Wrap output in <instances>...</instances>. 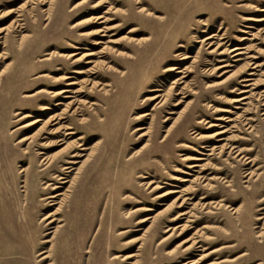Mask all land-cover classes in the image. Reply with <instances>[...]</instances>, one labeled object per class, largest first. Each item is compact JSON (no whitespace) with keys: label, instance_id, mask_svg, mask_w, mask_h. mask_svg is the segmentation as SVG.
I'll list each match as a JSON object with an SVG mask.
<instances>
[{"label":"rangeland","instance_id":"374dc122","mask_svg":"<svg viewBox=\"0 0 264 264\" xmlns=\"http://www.w3.org/2000/svg\"><path fill=\"white\" fill-rule=\"evenodd\" d=\"M135 1L0 0V12L20 10L0 13V53L6 56L0 60V264H180L232 243L241 247L199 264L243 251L249 256L226 264L262 260L264 20L257 18L264 17V0ZM141 5L149 14L138 11ZM96 15H106L105 23L93 22ZM16 17L21 28L6 30ZM97 29L104 31L83 34ZM233 47L240 49L229 51ZM89 52L92 62L84 63ZM184 53L189 57L181 60ZM224 63L230 65L217 67ZM174 66L180 72L166 69ZM68 80L83 91L52 96L68 88ZM58 100L71 106L63 121L76 132L65 138L46 134L56 125L43 123L64 107L54 105ZM35 118L38 123L23 127ZM219 130L225 132L205 137ZM32 134L30 142H18ZM55 139L61 140L44 147ZM75 142L82 145L60 156L83 154L67 164L74 181L59 183L40 160ZM226 142L254 164L234 158L231 147L219 152ZM204 143L215 147L205 150ZM247 169L256 175L244 176ZM170 189L178 192L156 197ZM64 192L58 219L47 224L61 197L50 195ZM179 196L188 198L182 207L180 199L173 202ZM141 206L152 210L133 211ZM180 211L191 212L171 221ZM147 214L151 219L138 222ZM182 223L193 228H175L168 236V226ZM190 236L204 241L205 249L184 252L179 242ZM209 236L218 241L208 242ZM47 252L50 257L42 259ZM125 253L135 255L121 260Z\"/></svg>","mask_w":264,"mask_h":264},{"label":"bare ground","instance_id":"6f19581e","mask_svg":"<svg viewBox=\"0 0 264 264\" xmlns=\"http://www.w3.org/2000/svg\"><path fill=\"white\" fill-rule=\"evenodd\" d=\"M105 2V1H104ZM136 3H139V2H141L140 0H136L135 1ZM99 5V4H98ZM110 7H108V9H109ZM18 12L20 11V10H17ZM17 11H14V10H12V9H8V10H5V11H3V12H0L1 13V15L3 14L4 16H10L12 13H16ZM138 11H147V13L149 14V9L148 8H146L145 6H143V5H141L140 6V8H139V10ZM260 11H263V9H261ZM105 13H108L107 11H105ZM20 14H17L16 16H19ZM98 19H102L101 21H99L98 23L100 24V23H105V21H106V19H107V16L106 15H96V16H94V19H92V20H94L93 22H96ZM257 20L258 21H261V20H264V17H259V18H257ZM87 21H89V18H88V20ZM85 26V25H84ZM16 28V27H20L21 28V23H20V19L19 18H13L12 19V21L7 25V27H6V30H9L10 28ZM108 28H112V26L110 27H108L107 26V29ZM100 29V28H99ZM104 30H95V31H88V32H83V34H97L98 35V33L99 32H103ZM129 31H131V30H129ZM1 32H3V30H1V28H0V33ZM100 36H104V33H102V34H100ZM211 36H206L204 39H207V38H210ZM223 39V38H222ZM95 44H98V43H101L100 42V40L99 39H96V41L94 42ZM228 47V46H227ZM237 49H240V47H233L232 49H230L229 51H235V50H237ZM213 50H210V52H212ZM51 54L53 53V51L52 52H50ZM221 53H224V50H221L220 52H219V54H221ZM239 53H241L240 51H236V52H234L233 53V55H238ZM93 53L92 52H89L88 54H86L85 55V57H88V58H86V60H85V62L84 63H91L92 61L89 59V56H91ZM68 55H70V56H74V55H76V53H70V54H68ZM182 56L180 57V59L181 60H184V59H187L189 56L187 55V54H181ZM6 58V56H5V52H2V53H0V60H2V59H5ZM230 64H228V63H224V64H221V65H219V66H217L218 68H221V67H227V66H229ZM181 66V65H180ZM177 67H169V68H166L167 70L168 69H176ZM82 72H84L83 70H76V72L75 73H82ZM175 72H180V69H176L175 70ZM249 75H251V73H249ZM71 76H64V78L65 79H67V78H70ZM251 79H249V78H246V77H244L243 79H242V81H245V83H244V86H249L250 85V83H249V81H250ZM223 82V80L221 81V82H216V83H213V84H209L208 86H215V85H218V84H220V83H222ZM74 84H76V82L75 81H72V80H68L67 82H66V84L65 85H67L68 86V88H62V89H60L59 91H57V92H55V93H53L52 94V96H54V95H56V94H61V93H69V92H71V93H74V94H77V93H81L83 90H82V88H77V89H74L73 88V85ZM57 89V88H56ZM44 90L42 89V90H38L37 92H43ZM245 91H247V89H241L240 90V92H245ZM152 92V91H151ZM46 93H52L51 91H48V92H46ZM32 95V94H31ZM27 96H30V95H27ZM67 97H70V96H68V94H65V95H63L62 96V98H67ZM156 96H153V97H151L152 99H154ZM244 97L245 96H243V97H240V98H237V99H235L234 101H239V100H242V99H244ZM64 105V107L61 109V111L60 112H58V113H54V114H52V115H50L43 123H47L48 125H53V126H55V127H52L51 129H48V131L46 130V134H49V135H52V136H59L60 134L61 135H63L64 136V138L67 136V135H74L76 132L72 129V127H70L68 124H66V123H64V119L65 118H67V116H65L66 115V111H67V109L69 108L70 109V107H69V103L68 104H66V103H64L63 104V101H60V100H58V101H56V103L54 104V105ZM45 109H47V107L45 106L44 107ZM78 111H80L79 110V107L77 106V107H75L74 109H73V114H77V112ZM222 111H226V110H222ZM19 112H16L15 114H18ZM147 113H144V114H142V116H145ZM28 116V114H23L22 116H21V118H24V117H27ZM216 119H218V120H224L225 118L223 117V116H218ZM249 120L251 119L250 117L248 118ZM217 120V121H218ZM227 120H229V119H227ZM38 121H39V119L38 118H35V119H33V120H31L30 122H27V123H25L24 125H23V127L24 126H31V125H35L36 123H38ZM42 123V124H43ZM250 122H248L247 124H249ZM221 125V123H210L209 124V126H220ZM222 126V125H221ZM220 126V127H221ZM251 127V125H249V128ZM138 129H140V127H138ZM225 132V130H219V131H216L213 135L212 134H209L208 136L206 135L205 137H213V136H219V135H222L223 133ZM34 133H38V131L37 132H34ZM33 135H35V134H32V135H30V136H28V137H21L19 140H18V142H20V141H26V140H29V142L31 141V140H33L36 136H33ZM143 135H145V133L143 132V133H141L140 134V136H143ZM198 137H200V136H198ZM223 139V137H218L217 138V140H222ZM61 139H55V140H50V141H48V140H46V141H44L43 142V145H44V147L46 146V147H48V146H53V145H55L56 143H58L59 141H60ZM77 144V148L79 147V146H81L82 144L81 143H78V142H75L74 144L72 143V144H70V143H66L62 148H60L59 150H57V151H55L54 152V154H51V155H45V156H43L42 158H41V163L43 162L44 164H45V166L42 168V169H48V170H50V169H52V170H54V174L52 175V179H54V178H56V179H59L60 180V182L59 183H65V182H69L70 184H72L73 183V181H74V178H70V179H68V175L66 174V172H68V171H70V169H71V165H67L68 163H71L72 165L74 164V163H76L77 162V159H75V158H77V157H80V156H82L83 154L81 153V152H78V151H76V152H73L71 155H70V157H73L74 159H67V160H60V156L61 155H65V153H66V150L65 149H68L69 147H71V146H73V145H76ZM212 144V143H211ZM210 145H208V144H202L200 147L201 148H203V149H205V150H209V151H212L213 149H214V147L212 146V147H209ZM227 147H231V151L232 152H234V155H233V157L234 158H236V157H238L239 156V159H244V161H245V164H248V163H252V164H254V159H249V157H246L245 155H242L241 156V153L243 152V150H241V149H239V148H237V146L236 145H234V144H229L228 145V143L226 142V143H223V144H221V146H219V152H224L225 151V148H227ZM48 149V148H47ZM84 149H86V148H84V147H82L81 148V150H84ZM23 151H25V150H23ZM38 153H40V154H43V152L42 151H38ZM199 153H202L203 154V152L202 151H200ZM200 159H202V157H195V160H200ZM62 162L63 161V163L62 164H60V165H58V166H56V163L57 162ZM199 165V163H194L192 166H198ZM202 168H204V166H203V164H201L200 165ZM25 168H22L20 171H23ZM248 170V171H247ZM247 170H245V171H247V172H245V174H244V176H247V175H249V177H251V176H253V175H256V173H254V169H247ZM211 179H213L212 177H210V180ZM148 185L149 183H145V185ZM150 185V184H149ZM205 185H208V186H211L212 185V183L210 182V181H207L206 183H205ZM60 187V185H54L53 186V189H56V188H59ZM156 188V186H154L152 189H151V191L153 190V189H155ZM66 191H68V189L66 190ZM178 192V190H176V189H170V190H168V191H166V192H163V193H159V194H157L156 195V197H163V196H165V195H168V194H174V193H177ZM61 195V197H60V199H59V201H58V206L56 207V209L52 212V216H51V219L47 222V224H51V223H53V221L54 220H57L58 218L57 217H55V215H57V214H59L60 213V209H61V204H62V201L66 198V196H67V193L66 192H64V193H56V194H53V195H50V197H54V198H57L58 197V195ZM180 199V202H179V204H178V207H182L186 202H187V200H188V198H185V197H183V196H179V197H175V200H173V202H178V200ZM55 203H57V202H55ZM230 209H234L233 207L232 208H230ZM150 210H152L150 207H147V206H141V207H137V208H135L133 211H150ZM234 211H236V209L234 210ZM191 211H180L177 215H175V216H173V217H171L170 218V220L171 221H176V220H178L180 217H181V215H184V214H188V213H190ZM211 213H213V212H211ZM191 214H189V216H190ZM65 216V215H64ZM46 217V216H45ZM262 218H264L263 216H261V217H259V219H262ZM148 219H151V216H149L148 214L146 215V216H144V217H142V218H140L139 220H138V222H144V221H147ZM58 221H62V219H59ZM189 221H195V220H189ZM63 225V224H62ZM242 226V225H241ZM173 227V228H172ZM257 227V226H256ZM178 229V233H181V232H183V231H186V230H188V229H192L193 227L191 226V224H187V223H182V224H180V225H176V226H168V228L167 229H165V231H170V230H174V229ZM243 228H246V226H244L243 225ZM263 227H261V228H259V230L257 231L258 232V234H257V236H264V232H263ZM172 231H170V233L168 234V236L169 235H171V234H173V232ZM227 235L224 237V241H227L228 240V236H230V234L228 235V233H226ZM167 236V237H168ZM166 238V237H165ZM165 238H163L162 240H161V242L163 241V240H165ZM46 241H49V239H46ZM208 242H217L218 241V239L216 238V237H214V236H209V238H208V240H207ZM180 244H181V246L180 247H184L183 248V251L184 252H188L189 250H191V249H193V248H196V247H203L202 249H205V247H204V241H202V240H199V239H197L196 237H192V236H190V237H187V238H185V239H182L180 242H179ZM214 245V244H213ZM248 245H249V243H247L246 245H245V247H246V249H249L248 248ZM84 247V246H83ZM92 247V246H91ZM140 247V246H139ZM239 247H241V245L239 244V243H232V244H229V245H227V244H222V245H220V246H217V247H215V248H213L212 250H210L209 252H207V253H205V254H203V255H200L197 259H191L190 260V262H182V263H180V264H199V261L200 260H203L205 257H207V256H211V255H215V254H218V253H220V252H225L226 250V248H229L228 249V252L229 253H231L232 251H234V250H237ZM208 248V247H207ZM92 248H88L86 251H88V250H91ZM50 255H51V253L50 252H47L43 257H42V259H45V258H49L50 257ZM135 254H132V253H125V254H123V256H122V258H121V260H123V259H128V258H131V257H133ZM244 256H249V253L247 252V251H243V252H241V253H239L238 255H236L235 257H225V258H222V259H219V260H215V261H212V262H208V263H205V264H226L227 262H235V261H237V260H239L240 258H242V257H244ZM118 258V256H113L112 258ZM261 259L262 260H260V261H258V262H256V263H254V264H264V256H262L261 257ZM206 261V260H205ZM136 262L135 261H131V264H135ZM253 263V262H252ZM47 264H51V262H49V263H47ZM85 264H89V261H87V262H85Z\"/></svg>","mask_w":264,"mask_h":264}]
</instances>
